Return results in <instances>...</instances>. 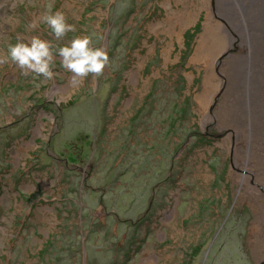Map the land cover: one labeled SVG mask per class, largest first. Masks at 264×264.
<instances>
[{"label": "rangeland", "instance_id": "rangeland-1", "mask_svg": "<svg viewBox=\"0 0 264 264\" xmlns=\"http://www.w3.org/2000/svg\"><path fill=\"white\" fill-rule=\"evenodd\" d=\"M231 2L0 0V57H55L51 80L0 63V264H264V19ZM49 6L62 40L29 26ZM84 35L109 63L72 85L57 50Z\"/></svg>", "mask_w": 264, "mask_h": 264}, {"label": "clouds", "instance_id": "clouds-1", "mask_svg": "<svg viewBox=\"0 0 264 264\" xmlns=\"http://www.w3.org/2000/svg\"><path fill=\"white\" fill-rule=\"evenodd\" d=\"M49 10L42 13L30 23V27H38L39 21H43L57 40H62L68 32H74L75 26L67 23L63 12L52 13ZM89 36H74L71 41L59 47L57 52L60 57L61 67L72 75L70 83L80 85L90 75L99 78L109 63L107 50L103 47H93ZM15 63L27 75L29 72L37 76H43L46 80L54 77L52 67L54 64L53 45L50 41L43 40L39 36H32L25 42L18 38L15 44H9L7 56L0 57V63L9 59Z\"/></svg>", "mask_w": 264, "mask_h": 264}, {"label": "bare ground", "instance_id": "bare-ground-1", "mask_svg": "<svg viewBox=\"0 0 264 264\" xmlns=\"http://www.w3.org/2000/svg\"><path fill=\"white\" fill-rule=\"evenodd\" d=\"M201 1L205 2V0H201ZM213 1H216V0H213ZM191 2H193V1H191ZM250 2L252 4L251 6H249L248 8L242 9L243 5H242V3H240V0H233V3L232 2L231 3L233 4L234 7H237V8H235V12H236L235 16H237L239 18L238 11H240L241 13L245 14V16L248 18V20L252 19V18L259 19V20H261V18L264 19V2L255 3L254 0L253 1L250 0ZM187 3L188 2H186V5H189ZM221 3H222L221 1L220 2L218 1V4H221ZM190 4L193 5L194 7H197V5H195V2L190 3ZM186 7H188V6H186ZM218 9H219L218 11L220 14L221 13L220 9H222V8H218ZM186 11H190V10H186ZM250 12H252V13L250 14ZM182 15H181V17L185 18L186 20H189L191 13H188V14L183 15V16ZM176 20H177V17H176ZM262 23H264V22H262ZM238 24L239 25L241 24V19L238 20ZM225 29H226V27L220 21L212 18V14L210 12L207 13L205 32H209V34L211 36L210 39L213 40V43L215 45L219 44V42L222 43L225 40H228L229 37L226 35ZM236 30L239 32L240 35L244 36V34L241 33L239 28H236ZM206 36H207V34H205V33L202 34L201 39L198 41L199 44L197 46L196 53H195L194 57L198 58L202 53L204 55L208 54L207 52H205L207 50L205 48V45H206L205 44V42H206L205 37ZM204 90H206V88ZM201 99H203V98L201 97Z\"/></svg>", "mask_w": 264, "mask_h": 264}, {"label": "trees", "instance_id": "trees-1", "mask_svg": "<svg viewBox=\"0 0 264 264\" xmlns=\"http://www.w3.org/2000/svg\"><path fill=\"white\" fill-rule=\"evenodd\" d=\"M192 252H193V251H191V252H190V254H191ZM191 255H192V254H191ZM187 262H188V261H186V262H185V263H183V264H187Z\"/></svg>", "mask_w": 264, "mask_h": 264}]
</instances>
